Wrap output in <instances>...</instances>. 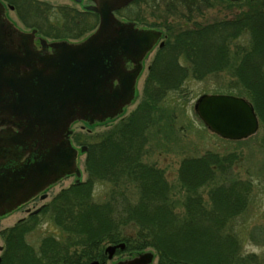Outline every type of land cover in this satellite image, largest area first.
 <instances>
[{"label": "trees", "instance_id": "16d2710c", "mask_svg": "<svg viewBox=\"0 0 264 264\" xmlns=\"http://www.w3.org/2000/svg\"><path fill=\"white\" fill-rule=\"evenodd\" d=\"M7 1L17 7L20 19L28 27H38L42 31L50 28L57 36H84L98 22L97 15L67 6L52 8L37 0ZM148 2L150 0H137L134 5L138 7ZM227 3L240 9L248 7L251 12L245 11L243 15L205 27L197 25L190 30L180 22L170 24L169 17L190 21L191 16L203 14L202 9L212 7L211 0L162 1L165 16L158 19L154 11L153 17L158 20H154L156 24L152 26L164 27L168 39L157 53L146 79L144 95L147 100L140 103L130 117L101 135V142L89 146L88 180L63 190L45 207L44 213L50 212L54 225L62 231L61 239L46 237L39 250H34L25 242V235L33 226L21 222L3 232L6 242L1 264H87L95 258L99 246L120 241L142 249H155L159 264L254 263L252 259L257 257H244L240 253L236 233L228 227L246 212L252 191L250 182L230 178L232 164H226L229 158L222 160L219 155L208 152L204 157L183 161L179 170V180L186 193L183 219L175 214L164 172L144 163L154 148L152 135L159 132L154 128L167 118L157 103L166 98L167 93L179 91L188 73L201 80L222 71L229 61V44L245 33H249L253 43L252 52L241 57L236 74L260 122H264V0ZM54 14L61 20L51 26L49 19ZM132 16V20L144 22L140 11ZM256 56L261 63L256 60V64ZM180 57L188 67L179 65ZM170 126L166 127L169 134L172 133ZM214 167L227 182L210 189L217 175ZM124 175L132 185L127 195L116 191ZM97 183L113 185L115 192L105 204L92 200L93 187ZM206 188L210 189L209 208L201 198ZM131 190L134 193L131 194ZM30 219L34 224L38 222L35 217ZM128 228L135 231L134 236L123 232Z\"/></svg>", "mask_w": 264, "mask_h": 264}, {"label": "rangeland", "instance_id": "374dc122", "mask_svg": "<svg viewBox=\"0 0 264 264\" xmlns=\"http://www.w3.org/2000/svg\"><path fill=\"white\" fill-rule=\"evenodd\" d=\"M3 1L8 2L7 0ZM38 1L44 2L52 8L67 6L81 10L79 5L68 0ZM162 1L163 0H150V3H141L138 7L134 5L136 2L134 1L131 3L129 6L130 8L126 12L123 11L121 14L119 13L115 16L120 20L129 16L130 21L136 22L132 20L134 18L132 15L135 12L140 11L144 22L142 21L143 23H136H139V25L142 24L152 26L154 20H158L160 16H165L163 13L164 5L162 4ZM211 3L213 4L212 7L202 9L201 13L203 14H196L194 17L191 16L190 21L183 18L177 20L169 17V23L178 25L179 23L177 22H180L186 26L187 29L192 30L197 25L205 27L210 23H218V21L221 22L225 19H232L233 17L243 15L245 11H250L248 7H243L241 9L231 7L227 2H224V0H211ZM154 4L156 7L152 8L151 6ZM230 4L234 3L230 2ZM154 11L156 12L155 16H157V18L159 17L158 19L153 17ZM10 15L20 24V26L23 25L16 13L11 12ZM60 20L61 18L55 16L54 14L49 19V24L54 26L58 24V21ZM98 26L97 22L95 29H98ZM153 27L163 29L165 34H168V31L158 24ZM95 29H93V31ZM50 30L52 29H43V32L47 33ZM176 32L177 30L175 33ZM90 33L91 32L86 35ZM167 39L166 35V39L162 41L160 49L165 46ZM250 40L249 33H245L241 38L234 40L231 44H229V61H227V65L224 66L222 71L216 74L207 75L201 80L194 79L192 75L188 73L189 75L181 84L182 86L179 91L175 93H167L166 98H164L165 100L162 99L159 103H157L158 108L162 111V115L167 116L168 121L166 118L163 123L158 124L157 129L154 128V130L159 132L157 135L152 133L151 142L153 143L154 148L145 157L144 163L164 172L165 178L170 185V200L173 202L175 214L179 217V219H183L185 217L183 204L184 201H186V193L179 180V170L183 161L188 158L197 159L204 157L208 154V152L219 155L222 160L229 158L226 164H232L230 170L231 174L229 175L230 178L233 180L250 182L252 185V191L246 212L231 222L228 227L230 229L233 228L234 233H236L235 235L241 245L240 253L244 257L252 255L257 257L256 259H252L254 263L249 264H264V122H260L259 129L253 136L239 141H231L223 139L212 133L203 124L195 110V105L198 99L204 95L227 94L241 97L251 102L249 94L243 90V87L241 86L242 81L236 74V71L241 64V57L248 52H252L253 43L250 42ZM159 50L153 51L147 59V62L145 63L146 66L138 83V90L136 94L137 101H135L134 105L128 108L126 115L124 116L125 118L130 117L134 111H136L139 104L147 100L144 95V87ZM257 54L260 53L257 52ZM256 60L260 62L257 56L254 61L256 62ZM178 62L182 67L187 65V62L185 63L183 57H180ZM256 64L258 63L256 62ZM188 66L189 64L187 67ZM122 120L119 119L106 125L96 126L91 129V132H89V130L81 131V143L88 144L89 146L97 145L102 140L100 139V136L117 126V124H119ZM169 122L172 125L170 126L172 127L171 134H169V130L166 129V127L170 125L168 124ZM80 126L82 125H78L79 129L81 128ZM87 156L88 153L86 156H83L81 160V170L83 171L82 182H86L88 180V173L86 171ZM214 169L216 170L215 174L217 175L215 176L210 189L222 186L223 183L227 182L225 178L217 173L218 169L216 167H214ZM73 184H75L73 178L61 182L57 187L49 192L48 199L44 203L49 205L58 194L65 189H70ZM95 185L96 186L93 187L94 191H92L91 195L92 200L98 204H105L110 200L109 195L115 192L113 190V185H110L109 183H97ZM129 185V179H127L124 175L118 185V188L120 189L116 191H122L127 195L130 193ZM131 188L134 190V186ZM210 189L206 188L204 192L201 193V198L205 204L208 205V208L211 205V198L209 197ZM132 193H134V191L131 190V194ZM41 204L42 203H38L36 206L38 207ZM33 206L34 204H31L29 208H32ZM27 217L28 213L21 210L0 220V246H4L6 242L3 237V232L14 228L21 222H26L28 224L32 223V220L30 219V221ZM24 218L27 219L22 220ZM20 219L21 221L19 222ZM31 226H33V229L27 234V241H25L29 246L38 249L43 239L47 236L49 237L50 235L58 236V238L61 239L62 231L54 225L50 212L38 219V222L36 224H32ZM123 232L128 236L135 235V231L131 228H128ZM105 244L107 245L108 243H104V245ZM152 250L155 251L158 258L156 250Z\"/></svg>", "mask_w": 264, "mask_h": 264}, {"label": "water", "instance_id": "95a60500", "mask_svg": "<svg viewBox=\"0 0 264 264\" xmlns=\"http://www.w3.org/2000/svg\"><path fill=\"white\" fill-rule=\"evenodd\" d=\"M93 1L95 5L87 7L86 10L99 15V27L84 43L71 47L70 51L74 59L82 63L81 72H79L82 76V87L80 86L79 91L70 86L62 89L57 100L59 109H55L54 115H64L65 122L94 119L93 121L103 123L122 115L124 109L135 99L136 83L142 71V61L162 35L155 30L137 29L133 23H124L116 18L115 12L127 7L135 0ZM226 1L240 3L243 0ZM5 11V5L0 2V46L5 40L15 35L19 39L27 35L17 31L9 23L4 17ZM102 53L105 54V59L111 60L110 69L105 66ZM92 55L94 59H91L90 65ZM9 60V55L0 48V103L5 93L16 88L19 83L24 85L23 83L28 82L26 79H19L6 73L5 68ZM125 60L136 64L133 71L124 70ZM62 76L63 74H60V78ZM115 80L119 84L117 88L112 85ZM17 101L21 106H27L24 94L19 95ZM195 110L211 132L226 140H243L259 129V120L253 106L241 97L204 95L198 99ZM45 126L50 127V124ZM68 127L62 124L60 135L62 132L68 135L70 133ZM49 141L55 146L59 144L57 148L62 154H55L59 151H54L44 162L34 164L33 176L29 173L26 179H21L17 174L14 175V180L10 181L8 177L2 175L0 170V211H2L0 215L16 209L26 202V199L65 175L76 173L78 177L81 176L80 171L74 172L76 151L71 147L70 141L55 140L52 135ZM9 143L16 145L13 140ZM8 176L11 175L8 174Z\"/></svg>", "mask_w": 264, "mask_h": 264}, {"label": "flooded vegetation", "instance_id": "af4514ba", "mask_svg": "<svg viewBox=\"0 0 264 264\" xmlns=\"http://www.w3.org/2000/svg\"><path fill=\"white\" fill-rule=\"evenodd\" d=\"M68 1L79 5L81 8V10H78L79 12H88L97 15L98 25L100 24L99 15L86 10L87 7L95 5L93 0ZM0 2L5 5L6 11L4 17L9 23H11L17 31L29 35H26L22 39L17 38L15 35L13 38L5 40L0 46V48L2 50L4 49L6 54L9 55L10 59L7 63L8 66L5 68L6 73L16 76L19 79L28 80V82L23 83L24 85L19 83L16 88L5 93L0 103V170H2V175L8 177L10 181H13L14 175L17 174L21 179H26L29 173L33 176L34 164L44 162L52 152L59 151L57 148L59 144L55 146V144L50 143V135H52V138L55 140L64 141L68 139L70 141L71 147L76 151L74 172L80 170L83 173L81 170V160L83 156L87 155L89 145L81 143V131L89 130V132H91V129L100 126L99 124L106 125L118 119L107 120L103 123L93 121L94 119H76L74 121L65 122L64 115L55 116L53 114L55 113L54 108L56 110L59 109L57 100L62 89L70 86L79 91L80 86L82 87V76L80 75L81 73L79 74V72H81L80 67L82 63L77 62L72 56L73 54H70L71 47L84 43L96 32L97 28H94V31H90V34H85L86 36L84 35L81 37L57 36L55 31H49L46 34L38 27H28L27 23L20 19L16 6L3 0H0ZM130 5L115 12V15L119 14ZM69 8L76 9L72 7ZM11 12L17 14L24 26H20V24L11 17ZM120 21L124 23H133L135 27L140 30H155L162 34L157 44L142 61L141 75L137 79V94L138 83L146 66L145 63L153 51H157L161 48L162 41L166 39L167 34H165L163 29L148 25H139V23L132 22L127 18L121 19ZM66 44L70 47L63 46ZM104 55L105 54H103V60L105 61V66L110 69L112 67L111 60L105 59ZM91 59H94L93 55L90 56V65ZM135 67L136 64L132 61L125 60L123 62V68L128 72L133 71ZM60 74H63L62 78H60ZM112 85L114 88H117L119 86L118 81H113ZM22 94L25 95L27 100L26 107L21 106L19 101H17L19 95ZM136 97L135 95V98ZM127 110L128 108H125L123 114H126ZM47 124H50V127L48 126L49 128L45 126ZM62 124L63 126H69L68 130L70 133L68 135L63 132L60 135L59 131ZM78 125H82L80 129ZM50 128H52L53 131L50 130ZM12 140L16 145L9 143ZM50 146L54 148L51 149ZM55 154H62V152H55ZM8 174L11 176L9 177ZM82 176L80 178L81 181ZM71 178H73L74 183H76V173L65 175L58 181H55L49 186L47 185L44 187L45 189L26 199V202L16 209L1 214L0 220L21 210L28 213V219L33 217L40 219L47 214L44 213V209L48 204L44 202L48 199L49 192L61 182ZM38 203L42 204L37 207L36 205ZM31 204H34V206L29 208ZM0 213H2V211H0ZM20 221L21 219L19 222ZM30 224L32 225L34 223ZM50 236L58 238V236ZM26 238L27 235H25V241H27ZM0 248L1 264L5 251V244L4 246H0ZM32 248L34 250H39L40 246L38 249L35 247ZM152 249L150 247L142 249V247L132 246L128 244L127 241L108 243L107 245L102 244L99 246V251L95 255V258L87 264H159L157 255Z\"/></svg>", "mask_w": 264, "mask_h": 264}, {"label": "bare ground", "instance_id": "6f19581e", "mask_svg": "<svg viewBox=\"0 0 264 264\" xmlns=\"http://www.w3.org/2000/svg\"><path fill=\"white\" fill-rule=\"evenodd\" d=\"M59 105V104H58ZM54 110H55V108H54ZM54 115V114H53Z\"/></svg>", "mask_w": 264, "mask_h": 264}]
</instances>
